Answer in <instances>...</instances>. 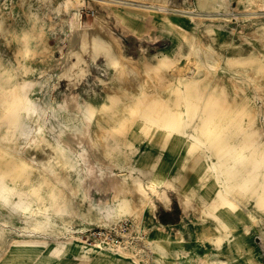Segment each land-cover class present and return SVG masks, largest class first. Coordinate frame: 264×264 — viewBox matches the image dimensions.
<instances>
[{
    "label": "rangeland",
    "instance_id": "rangeland-1",
    "mask_svg": "<svg viewBox=\"0 0 264 264\" xmlns=\"http://www.w3.org/2000/svg\"><path fill=\"white\" fill-rule=\"evenodd\" d=\"M79 2L67 5L66 0H0L10 39V46H7L0 34V172L6 177L19 170V159L13 153L27 159L34 156L42 163L48 161L61 176L66 171L65 167L57 165L48 148L29 143L34 125L27 120L21 104H15V112L7 110L4 95L16 82L28 83L27 96L40 112L64 100L72 108L76 103L90 104L101 107L98 119L115 127L114 136L138 129V121L120 117L126 112L123 109L125 99L119 97L111 101L104 90L103 82L110 80L111 71L103 54H97L94 59L83 54L89 69L79 81L72 76L71 80L63 79L65 77L60 76L63 65L50 64L60 57L65 58L64 55H67V62L75 61L73 55H68L69 48L75 45L76 32L70 26L73 13L81 21L80 30L89 28L94 16L109 20L107 27L116 36L122 53L134 58L144 72L154 73L157 87L170 85L173 79L169 73L173 68L176 74L192 76L197 67H204L205 46L210 49L211 56L219 59L211 73L221 75L220 84L227 78L243 84L251 78L255 59L264 55V0H164L162 3L124 0L118 8L126 16L122 24L125 29L103 11L99 0ZM190 38L195 41L193 46ZM18 49L22 54L16 60ZM160 60H166L168 67L160 66ZM243 99L236 97L238 103ZM18 113L17 120L21 121L23 132L12 128V117ZM158 133L155 131L144 138L138 131L134 155L147 163H155L168 174L184 177L187 186L194 185L192 177L202 164L192 172L178 173L181 148H174V139L163 146V136ZM71 140L73 148L80 143L89 146L83 137ZM87 164L89 175L81 182L80 189L74 193L67 186L75 180L74 173L68 171L69 176L64 181L65 195L57 200L60 213L66 212L64 219H69L66 228L62 227V220L52 214L56 206L50 205L49 200L44 203L51 212V222L46 226L37 210L33 218L27 216L26 220L20 210L0 209V264H134L131 257L112 261L100 253V250L117 251L123 247L138 251L144 264H156L159 255L149 244L162 242L167 235L182 238L180 253L169 252L161 257L159 264H264V213L255 209L251 199L243 200L240 208L248 217L254 216L257 222H239L233 232L236 245L230 247L227 241L230 237H224L218 249L207 236L216 228L211 218L202 211H183L176 194L170 190L167 191V204L153 197L154 206L145 208L139 216L130 208L121 217L109 220L105 214L113 205L117 192L112 173L118 170L112 167L111 173L103 169L100 174L90 151ZM32 176V183L39 181L37 171H33ZM88 208H92V215H82ZM41 209L44 208L41 206ZM215 211L227 214L219 206ZM97 213L100 219L95 217ZM37 221H41L39 227L35 226ZM165 221L169 225H165ZM22 241L40 244L28 247ZM69 241L78 243L79 251L73 249L72 252ZM64 244L66 248L62 249ZM97 245L101 247L97 252L82 256L85 250L95 249Z\"/></svg>",
    "mask_w": 264,
    "mask_h": 264
},
{
    "label": "bare ground",
    "instance_id": "bare-ground-1",
    "mask_svg": "<svg viewBox=\"0 0 264 264\" xmlns=\"http://www.w3.org/2000/svg\"><path fill=\"white\" fill-rule=\"evenodd\" d=\"M123 1L99 0L103 11L118 25L126 20L118 8ZM163 1L157 0L159 3ZM74 2L80 3L79 0ZM74 2L66 0L67 5ZM149 12L153 13V10ZM108 23L109 20L97 15L89 28L80 30L81 21L76 14H71L70 26L76 33L75 45L69 48L68 55H73L75 61L67 62V55H64L65 58L60 57L50 64L63 65L60 75L65 77L63 79L71 80L72 76L79 81L89 69L83 54L92 59L99 53L103 54L111 71L110 80L103 82L104 90L111 101L119 97L125 99L123 109L126 112H122L120 117L138 121L137 130L144 138L159 131L158 134L163 136V146L174 139V148H181L178 173L192 172L202 164L192 177L194 185L187 186L184 177L168 174L155 163H147L135 156L138 131L130 130L120 137L114 136L115 127L98 119L101 107L76 103V107L72 108L64 100L52 103L48 111L40 112L27 96L30 91L28 83L21 81L4 95L7 110L15 112V104H21L27 120L34 125L29 143L48 148L57 165L65 167L66 171L61 176L48 161L42 163L34 156L27 159L13 153L19 159V170H14L13 176L9 177L0 172V209L20 210L25 219L27 216L33 218L34 210H37L39 217L45 220L42 224L46 226L51 222V212L44 203L49 200L50 205L56 206L52 214L57 215L62 220V227L66 228L69 219H64L66 212L60 213L57 200H62L65 195L64 181L69 176L68 171L74 173L75 180L67 186L74 193L80 189L81 182L89 175L87 155L90 151L100 174L103 169H108L110 173L112 167L118 170L112 173L117 192L113 205L105 214L109 220L121 217L130 208L134 209L135 216H139L145 208L154 206L153 197L167 204V191L170 190L176 194L183 211H202L215 223V230L209 231L207 236L216 248L221 247L224 237L231 238L227 240L230 247L236 245L233 233L236 225L239 222H257L254 216L248 217L240 208L243 200L251 199L255 209L264 213V55L255 59L251 78L244 80L243 84L236 83L233 78H227L220 84L221 75L211 73L219 59L211 56L210 49L205 46L204 67H197L192 76L176 74L173 68L169 73L173 79L170 85L157 87L154 73L144 72L134 58L122 53L116 36L107 27ZM122 29H125L123 25ZM7 31L6 16L0 10V34L5 44L10 46ZM190 41L193 46L195 41L192 38ZM21 54L20 49L15 52L16 60ZM159 65L168 67L166 60H160ZM238 96L244 97L243 102H237ZM73 100L76 98L73 97ZM19 115L14 114L11 124L12 128L23 132L21 121L17 120ZM78 137L85 138L89 146L80 143L79 147L73 148L71 139ZM33 171H37L39 178L35 183L31 182ZM218 206L227 214L215 211ZM91 213L92 208H88L81 214ZM94 215L97 219L101 218L99 213ZM40 224L41 221H37L35 226ZM22 242L28 247L40 244ZM69 244L72 245V252L79 251L78 243L69 241ZM181 244L182 238L178 235H167L162 242L149 244L159 255L155 263L159 264L161 257L169 252L179 254ZM61 248L65 249V244ZM99 248L100 245L87 249L82 256L92 255ZM100 253L112 261L131 257L134 264H144L138 251L125 247L117 251L100 250ZM201 262L207 263L206 260Z\"/></svg>",
    "mask_w": 264,
    "mask_h": 264
},
{
    "label": "crops",
    "instance_id": "crops-1",
    "mask_svg": "<svg viewBox=\"0 0 264 264\" xmlns=\"http://www.w3.org/2000/svg\"><path fill=\"white\" fill-rule=\"evenodd\" d=\"M164 224H165V225H169V222H166V221H165V223H164Z\"/></svg>",
    "mask_w": 264,
    "mask_h": 264
}]
</instances>
